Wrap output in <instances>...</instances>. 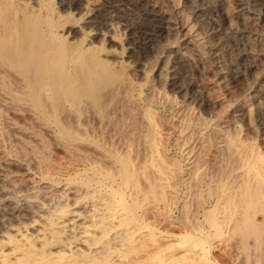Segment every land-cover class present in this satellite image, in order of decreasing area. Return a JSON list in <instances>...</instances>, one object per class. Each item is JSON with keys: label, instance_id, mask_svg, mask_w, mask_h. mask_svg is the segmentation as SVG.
I'll use <instances>...</instances> for the list:
<instances>
[{"label": "bare ground", "instance_id": "6f19581e", "mask_svg": "<svg viewBox=\"0 0 264 264\" xmlns=\"http://www.w3.org/2000/svg\"><path fill=\"white\" fill-rule=\"evenodd\" d=\"M15 1L17 5L13 7L11 0H0V264H215L211 245L215 237L222 235L234 252L246 250L248 239L253 250L260 252L264 246L260 239L264 235V144L262 152L253 146L251 138L257 137L259 131L264 137V78L255 87L248 80L264 63V41L256 37V19L244 10L243 0H233V9L229 7L230 0H183L179 1L181 9L176 0H104L84 23L92 36L82 47L80 36L85 31L81 34L73 17L62 16L67 12L81 14L86 0ZM138 7L149 14L155 28L137 29L127 18L132 37L125 60L132 66L124 70L116 64L110 66L106 60L120 63V56L107 46L99 56L89 45L99 44L103 32H111L116 12L126 15ZM54 8L58 20L53 16ZM172 9L183 21L186 37L182 50L171 47L174 64H178L173 66L177 69L175 79L168 83L181 102L190 100L182 104L184 112L192 104L207 116L197 117L190 130L198 143L181 142L187 156L185 202L192 208L199 203V155L204 148L197 136L206 122L215 120L222 110L220 92L213 84L211 87V80L205 82L199 70L204 54L213 56L217 68L214 74L224 93L229 97L235 94L233 89H226L232 80L236 94L246 96L227 119L224 116L225 120L216 123L211 134V204L204 211L208 226L186 219L187 228L180 232L163 229L170 224L167 212L179 177L169 165L174 162L165 157L169 153L165 155L161 150L156 158L144 162L147 157L143 160L138 142L131 144V133L116 135L120 125L116 109L122 103L129 117L141 119L136 80L142 78L143 61L153 44L170 32ZM189 18L191 24L187 23ZM107 41L115 43L112 35ZM69 76L74 83L67 88ZM158 76L160 83V73ZM166 102L170 106L176 101L169 97ZM16 113L24 116L22 122L16 121ZM157 119L162 126L156 141L160 145L167 126ZM182 119L179 112L178 124L183 123ZM83 127L90 134L98 130L102 142L96 144L84 137L89 132ZM45 143L60 151L59 159L50 157ZM107 146H115L120 156ZM225 165L235 170L226 180L227 189L216 180ZM255 216L260 224L253 220Z\"/></svg>", "mask_w": 264, "mask_h": 264}, {"label": "rangeland", "instance_id": "374dc122", "mask_svg": "<svg viewBox=\"0 0 264 264\" xmlns=\"http://www.w3.org/2000/svg\"><path fill=\"white\" fill-rule=\"evenodd\" d=\"M162 2H164V0H161ZM183 0H176V6L181 9L182 7V3ZM258 1V2H257ZM98 2V3H97ZM104 2V0H86L85 4H84V11L81 12V14L79 15H74L71 14V12H67L66 14H68V16L66 14H63L62 18H74V21L76 22V25L80 26V28L82 29V33L84 32L83 36H80V39L82 40L81 45H79L80 47L85 46L90 40H91V36L92 34L90 32H92V30H90L89 28H85V21L88 19V17L92 14L91 12L94 11V9L99 5H101ZM232 2V3H231ZM233 0H230L229 2V7H231L233 9ZM262 2V3H259ZM17 2L15 0H11V4L13 7H15L17 4ZM87 3V4H86ZM93 3V4H92ZM179 3V4H178ZM178 4V5H177ZM245 4L244 10L248 13H250L249 15H251L254 20L257 22L256 25V30H255V34L256 37L262 41H264V25H262L261 23L263 22L264 19V0H243V5ZM248 8H247V6ZM260 4V5H259ZM96 5V6H95ZM257 5V6H256ZM263 5V6H262ZM93 6V7H92ZM256 6V7H255ZM93 9H92V8ZM259 7V8H258ZM230 8V10H232ZM251 9V10H247V9ZM262 8V9H261ZM141 9V10H140ZM138 7L132 9L131 12H128L129 14L126 13V15L120 13V12H116L115 16L112 20L111 23V32H103L102 34V40L98 43H92L89 45V47H91L93 50L96 51V54H98L99 56H101L108 48V50H112L115 51L117 53L118 56H120V63H114L111 62L110 60H106V62L110 65V66H117L118 67H122L123 70L125 68H127L128 66H132V63L127 59H126V55L128 54V48H129V41L130 38L132 37V29L131 26L128 24V21L126 20L127 18H130L133 22L135 23L133 25V27L135 28H139V29H146L147 31H151L155 28L154 26V22L148 17L149 14L143 9ZM253 9V10H252ZM53 16L55 19H57V10L56 8L53 9ZM91 10V11H90ZM93 10V11H92ZM134 10V12H133ZM142 10H144L142 12ZM136 11H141V13L136 12ZM171 13H169L170 17L172 16L171 22H172V26L170 29V32L167 34V36H164L163 39L160 38L156 40V43L153 44L151 50H149L148 55H147V59L145 61H143V65H142V69L144 70L142 73V78H139L137 81V97L140 101V110H141V115L139 116V119L141 121V123L139 122L138 119L135 118V115L133 117H129L125 111H126V107H124L123 103L121 104V109L120 107L117 108L116 110L118 111L117 113V118H119L120 121V125H119V130L117 131L116 135L118 136H123V134L125 133H131V135L129 137H131L130 141L131 144L134 146L137 142V144H139V148H141L142 150V157L144 162L148 161L151 158H156L157 154H159V152H161V150L163 151V154L167 155V153H169L167 156H165L167 159L170 160V163L174 162V164H169L170 166H172L176 172L178 173V179L175 182V189H174V200L172 202V205L170 206V210L167 212V216L170 218V224L166 225V227H164L163 229L167 230V231H171V232H180L183 230H186V219L187 220H194L197 221L199 223H202L203 225H207L208 226V222L206 221V217H205V210L208 209L210 207L209 204H211L210 202V198L209 196V189H208V182H209V177H210V173L208 171V167L211 164L212 158H213V154H214V147L212 144V132L216 127V123H219L221 120H225L227 119V117L230 115V113L235 109L236 105L240 102H242L246 96L244 94H236V90H234V83L232 82V80H229L230 82L227 83V87L226 89H230L233 91H235V94L231 97L227 96L223 89L224 87L222 86L221 82H219L218 80H216L217 75L214 73H217V68H216V64H215V60L213 58L212 55H210V53H206L204 54V58H203V63L200 66V71L203 72L204 74V78H205V82L207 81H212V83L208 82L209 84H211V87L213 86V88H217L215 90H217L219 93V96H221L220 98L218 97L219 101H221L222 103V110L220 112V110L218 111V115L219 117L216 116L215 120L212 121H207L206 124L202 127L200 134L197 136L199 142H201L202 144H204V148L203 150H201V153L199 155V160H200V169H201V179L199 181L198 184V193H199V203L197 205L196 208H192L190 205H188L185 200H186V194H187V187L185 185V177H187V156L183 150V144L181 142L186 141L187 143L192 141V143H198L196 141V137L192 134L193 132H191V128L195 125V122L197 121V117L203 118L204 116H206L203 111L195 105L193 107L192 104H190L191 106L189 107L188 110H186L185 112L181 109L182 108V104L185 102L187 103L188 101H190L189 99H187L186 101L184 100L182 101V98L180 97V95L172 89L171 85L169 83H172V81L175 79V74L177 69L174 68L176 64L175 60L173 58V54L171 53L172 50L174 48L176 49H181L183 47V40L186 37L185 32L182 30V25H183V21L177 16L176 13V9H172L170 10ZM254 13H253V12ZM256 11V12H255ZM145 12V13H144ZM84 13V14H82ZM133 14V15H132ZM118 15V16H117ZM255 15V17H254ZM258 17H257V16ZM125 16V17H124ZM143 16V17H142ZM176 16V17H175ZM141 17V18H140ZM146 17V19H144ZM260 17V18H259ZM175 20H174V19ZM142 19V20H141ZM188 19V18H187ZM58 20V19H57ZM82 22H81V21ZM117 20V22H116ZM149 20V22H148ZM173 20V21H172ZM260 20V22H259ZM139 23H138V22ZM142 21V22H141ZM144 22V23H143ZM146 22V24H145ZM175 22L177 23L175 25ZM180 22V24H179ZM191 24V20L189 18V20H187V23ZM121 23L123 24V26L121 25ZM141 23V24H140ZM222 23H224L222 21ZM119 24V25H118ZM148 24V25H147ZM126 25V27H125ZM43 26L45 27V29L47 28L46 26V22L43 23ZM117 28H115V27ZM139 26V27H138ZM142 26H145V28H143ZM150 26V27H149ZM122 29H121V28ZM125 27V29H124ZM141 27V28H140ZM153 27V28H152ZM261 27V28H260ZM113 28V29H112ZM148 28V29H147ZM181 28V29H180ZM263 28V29H262ZM114 29H117L114 31ZM124 29V30H123ZM117 31V32H116ZM129 31V32H128ZM182 31V32H181ZM259 31V32H258ZM120 32V33H119ZM126 32V33H124ZM173 32H177V34H173ZM263 32V34L261 33ZM86 33V34H85ZM179 33V34H178ZM258 33V34H257ZM260 33V35H259ZM46 34L50 35V33H48V30H46ZM90 34V35H89ZM108 34V35H107ZM109 35H112L115 39V43L114 44H109L108 41L106 42L107 38L109 37ZM183 35V36H182ZM179 36V37H178ZM127 37V38H126ZM175 37V38H174ZM178 37V39H176ZM263 39H262V38ZM129 38V39H128ZM170 38V39H169ZM182 40H179V39ZM67 39V38H66ZM88 39V40H87ZM106 39V40H105ZM176 39V40H174ZM105 40V41H104ZM171 40V41H169ZM118 41V42H117ZM160 41L162 43H160ZM173 41V42H172ZM176 41V42H175ZM182 41V42H181ZM106 42V43H104ZM166 42V43H165ZM175 42V44H173ZM117 43V44H116ZM180 43V44H179ZM98 44V45H97ZM106 44V45H104ZM125 44L127 47H125ZM160 44V45H159ZM173 44V45H172ZM116 45V46H115ZM124 45V46H123ZM106 46L108 48H106ZM160 46L162 48H160ZM115 47V48H114ZM173 49H172V48ZM126 48V49H125ZM155 48V49H154ZM171 48V49H170ZM117 49V50H116ZM160 49V50H159ZM168 49V50H167ZM105 50V51H104ZM158 51V52H155ZM150 53V54H149ZM160 53V54H159ZM170 53V54H169ZM152 54V55H151ZM163 54V55H162ZM151 55V58H150ZM165 55V57H164ZM170 55V56H169ZM156 56V57H155ZM162 56V57H161ZM167 56V57H166ZM169 56V57H168ZM207 56V57H205ZM124 57V58H123ZM159 57V58H158ZM171 58V60H170ZM210 58V59H209ZM151 59V60H150ZM153 59V60H152ZM157 59V60H156ZM167 59V60H166ZM206 59V60H205ZM152 65L151 64V62ZM169 60V61H168ZM210 60V61H209ZM122 61V62H121ZM157 61V62H156ZM110 62V63H109ZM147 62V64H146ZM155 62V63H154ZM166 63V64H165ZM150 64V65H149ZM160 64V65H159ZM162 64V65H161ZM215 64V65H214ZM171 65V66H170ZM208 65V66H207ZM212 65V66H211ZM151 69H149L150 67ZM167 68H166V67ZM170 66V67H168ZM174 66V67H173ZM203 66V67H202ZM163 67V68H162ZM209 67V68H208ZM173 68V69H172ZM205 70H204V69ZM213 70H211V69ZM155 69V70H154ZM170 71H169V70ZM203 69V70H202ZM210 69V70H209ZM167 70V71H166ZM146 71V72H145ZM149 71V72H148ZM214 71V72H213ZM197 71H194L193 69V73L196 74ZM205 72V73H204ZM207 72V73H206ZM213 72V73H212ZM160 73V78L161 81L160 83H158L157 81V77L158 74ZM162 73V74H161ZM169 73V74H168ZM211 73V74H210ZM151 74V75H150ZM209 74V75H208ZM213 74V75H212ZM264 63L262 66L259 67V70L257 71L256 75L252 78H249L248 80V84L251 85V83H253L251 85L252 86H256L257 84H259L263 78H264ZM73 75V74H72ZM70 75V76H72ZM216 75V76H215ZM68 77L69 82H67V88H69V83L70 85H72V83H74L73 79L71 77ZM145 76V77H144ZM164 76V77H163ZM169 76V77H168ZM208 76V77H207ZM73 77V76H72ZM152 77V78H151ZM163 77V78H162ZM167 77V79H166ZM212 77V78H211ZM213 77L215 79H213ZM256 77V78H255ZM263 77V78H262ZM151 78V79H150ZM190 78L196 79V77L193 74H190ZM143 79L145 81H143ZM166 79V80H165ZM259 79V80H258ZM261 79V80H260ZM154 81V82H153ZM171 81V82H170ZM216 81H218L216 83ZM169 82V83H168ZM214 82V83H213ZM155 83V84H154ZM216 83V84H215ZM2 84V83H1ZM164 84V85H163ZM169 84V85H168ZM213 84V85H212ZM155 85V86H154ZM161 85V86H160ZM218 85V86H217ZM73 86V85H72ZM164 86L166 89H164ZM217 86V87H216ZM163 87V88H162ZM2 88L4 89V91H7L8 89L6 88V86H2ZM145 88V89H144ZM153 88V90L151 89ZM160 88V89H159ZM218 88H221L218 90ZM159 89V90H158ZM168 89V90H167ZM145 90V91H144ZM158 90V91H157ZM167 90V91H166ZM147 91V92H146ZM151 92V93H150ZM156 92V93H155ZM158 92V93H157ZM176 94L174 96V94ZM224 94V96L222 95V93ZM142 93V94H141ZM145 94V95H144ZM153 94V95H152ZM166 94V95H165ZM170 94H172L170 96ZM221 94V95H220ZM151 95V96H150ZM163 95V96H162ZM243 95V96H242ZM239 96V97H238ZM150 97V98H149ZM165 97V98H164ZM169 97L173 98L174 102L173 104H170L166 102L167 99ZM226 97H229L228 99ZM238 97V99H236ZM148 98V99H147ZM225 98L227 100H225ZM154 99V100H153ZM164 99V100H163ZM223 99V100H221ZM236 99V100H235ZM243 99V100H242ZM166 100V101H165ZM180 100V101H179ZM239 100V101H237ZM147 101H149L147 103ZM227 101V102H226ZM235 101V102H234ZM160 102V103H159ZM181 102V103H180ZM229 102H233V104L231 103V105L229 104ZM144 103V104H143ZM150 103V104H149ZM159 103V104H158ZM184 103V104H185ZM142 104V105H141ZM227 104V105H226ZM154 105V106H153ZM234 105V106H233ZM153 106V107H152ZM124 107V109H123ZM146 107V108H145ZM231 107V108H229ZM234 107V108H233ZM167 110H166V109ZM170 108V109H169ZM173 108V109H172ZM193 108V111L192 109ZM196 108V109H195ZM228 110H227V109ZM119 109V110H118ZM125 111H123V110ZM157 111H156V110ZM195 109V110H194ZM226 109V110H225ZM233 109V110H232ZM121 110V112H119ZM160 110V111H159ZM165 110V111H164ZM182 112H181V111ZM148 111V112H147ZM155 111V113L153 112ZM159 111V112H158ZM167 111V112H166ZM174 111V112H173ZM188 111V112H187ZM196 111V112H195ZM201 113H200V112ZM226 111V112H225ZM124 112V113H123ZM151 114H150V113ZM176 112V113H175ZM179 112L183 115V119L181 120V122L183 121V123H179L181 124L183 127L180 128L178 122H177V118H178V114ZM199 112V113H198ZM121 113V114H120ZM147 113V114H146ZM170 113V114H169ZM191 113V114H190ZM197 113V114H196ZM203 113V115H202ZM166 114V116H165ZM188 114V115H187ZM220 114V115H219ZM148 115V118H147ZM154 115V116H153ZM164 115V116H163ZM170 115V116H169ZM186 115V116H185ZM195 115V116H194ZM202 115V117H201ZM124 116V117H123ZM225 116V117H224ZM128 117V118H127ZM156 117V118H155ZM225 119H224V118ZM14 118L16 119V121L18 122H22L24 119V116L22 114L16 113L14 115ZM133 118V119H132ZM162 120L163 124L165 123L167 126V131L165 130V134H162L163 141L161 142V144H157L156 141H158L157 135L161 134V125L158 124V119ZM207 118L204 117V119ZM218 118V119H217ZM166 119V120H165ZM221 119V120H220ZM131 120V121H130ZM147 120V122H146ZM150 122H149V121ZM125 121V122H124ZM135 121V122H134ZM135 124H134V123ZM149 122V123H148ZM194 122V123H193ZM145 125H143V124ZM122 124V125H121ZM138 124V125H137ZM142 124V125H141ZM148 124V125H147ZM151 124V125H150ZM208 124V125H207ZM134 125V126H133ZM137 128H136V126ZM54 127H56L54 125ZM139 127V128H138ZM148 127V128H147ZM209 127V128H208ZM84 131H88L89 133L87 135H83L84 137L87 136L92 142L94 143H101L102 142V138L101 135L99 133L98 130H93V132H91L87 127H83ZM129 128H133L132 130ZM160 129V131L158 132V130ZM177 128H180L178 130H176ZM189 128V129H188ZM125 129V130H124ZM140 129V130H139ZM173 129V130H172ZM128 130V131H127ZM150 130V132H149ZM152 130V131H151ZM125 131V132H124ZM186 140L185 137L183 136L184 132H187ZM172 132V133H171ZM183 132V133H182ZM232 132V130H231ZM93 133V134H92ZM99 133V134H98ZM140 133V134H139ZM142 133V134H141ZM136 134V135H135ZM144 134V135H143ZM172 134V135H171ZM176 134V135H175ZM190 134V135H189ZM262 131L257 132V137H252L251 141L253 142V146L255 148H258L261 150V144H264V137L262 135ZM149 135V136H148ZM181 135V137H180ZM201 135V136H200ZM205 135V136H204ZM209 135V136H208ZM99 136V137H98ZM140 138H137L139 137ZM144 136V137H143ZM192 136V139H191ZM81 137V136H79ZM190 137V138H189ZM202 139H201V138ZM263 137V138H262ZM99 138V140H98ZM156 138V139H155ZM210 138V139H209ZM149 139V140H148ZM189 139V140H188ZM263 139V140H262ZM138 140V141H137ZM178 140V141H177ZM195 140V141H194ZM206 141V142H205ZM46 142V141H45ZM96 143V144H97ZM143 143V144H142ZM151 143V144H149ZM174 143V144H173ZM47 145V143H45ZM212 144V145H211ZM143 145V146H142ZM147 145V146H146ZM151 145V146H150ZM167 145V146H166ZM180 146V147H178ZM173 147V148H172ZM208 147V148H207ZM108 149L112 148V146H107ZM159 148V150H158ZM47 149L48 152L50 154L51 158L54 159H59L60 155V151L53 148L50 144L47 145ZM182 149V150H181ZM113 154L117 155L118 157L120 156V153L117 151V149L115 148V146H113L112 149H110ZM174 150V151H173ZM57 151V152H56ZM145 151V152H144ZM147 151V153H146ZM211 151V152H210ZM262 151V150H261ZM153 152V153H152ZM184 152V153H183ZM208 152V153H207ZM263 152V151H262ZM153 154V156H152ZM206 154V155H205ZM54 155V156H52ZM171 155V156H170ZM203 156V157H202ZM206 156V157H205ZM173 158V159H171ZM180 158V159H179ZM175 159V160H174ZM179 159V160H178ZM183 160V161H182ZM207 160V161H206ZM177 162V163H175ZM208 165V166H206ZM184 166V168H183ZM223 169V170H222ZM219 173L216 176V180H217V184L220 185L222 188H226L227 189V184H226V180L229 179V177H231V175L234 173L235 170L231 171L229 168V165H225L223 166ZM203 171V172H202ZM222 171V173H221ZM207 174V175H206ZM225 175V177H224ZM204 176V177H203ZM206 176V177H205ZM220 177V178H218ZM184 178V179H183ZM226 178V179H225ZM203 184V185H202ZM185 185V186H184ZM225 186V187H223ZM206 188V189H205ZM201 189V190H200ZM206 190V191H205ZM182 192V193H181ZM203 198V199H202ZM205 198V199H204ZM207 198V199H206ZM201 199V200H200ZM178 200V201H177ZM178 202V203H177ZM204 203V204H203ZM152 206L156 205L155 202L153 204H151ZM180 206V208H179ZM178 207V208H176ZM183 207V208H182ZM180 210V211H179ZM195 211V212H194ZM202 211V212H201ZM170 212V213H169ZM172 212V213H171ZM183 214V215H182ZM198 216V217H197ZM197 219H196V218ZM176 219V220H175ZM253 220L257 223L260 224L259 219L257 218V216L253 217ZM177 222V223H176ZM183 222V223H182ZM180 223V224H179ZM161 225V224H160ZM182 226V227H181ZM184 228V229H183ZM170 229V230H169ZM175 229V230H174ZM260 230H262V226L260 227ZM222 234V233H221ZM264 236L263 234L261 235V240L264 241ZM224 236H219V237H215V239L212 241V249H211V257H212V261H214L213 263L215 264H264V246L262 248V253L261 251H255L253 250V248L250 246L251 245V239L247 240V247L245 248L246 250H244L242 253H237L234 252V250L232 249V247L227 244V242L223 239ZM224 243V244H223ZM216 246V247H215ZM219 247V248H218ZM216 248V249H215ZM249 249V250H248ZM252 249V250H251ZM231 252V253H230ZM234 252V254H233ZM213 254V255H212ZM235 255V256H234ZM239 255V256H238ZM214 258V259H213ZM239 258V259H238ZM216 259V260H215ZM218 261V262H217ZM245 261V262H244Z\"/></svg>", "mask_w": 264, "mask_h": 264}]
</instances>
